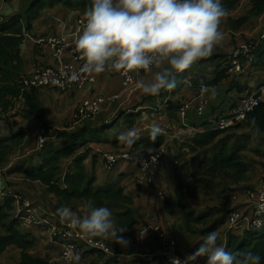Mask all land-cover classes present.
Wrapping results in <instances>:
<instances>
[{
    "label": "trees",
    "instance_id": "trees-1",
    "mask_svg": "<svg viewBox=\"0 0 264 264\" xmlns=\"http://www.w3.org/2000/svg\"><path fill=\"white\" fill-rule=\"evenodd\" d=\"M241 1L222 0L224 8L227 10V15L224 19L231 30H239L264 15V0H247L248 8L244 15L233 18L230 15L239 8ZM90 5L91 0H18L15 14H12L7 19L0 17V111L2 113L8 112L14 106L16 107V103L19 99H22L19 111L16 112L14 117H19L26 121L36 120L45 132L50 130L39 99V93L43 89L24 91L17 83V79L21 77L22 68V60L18 48L24 39L25 31H29L32 22L41 17L44 12L60 7L74 12L78 11V15H83ZM241 44H252L254 47L252 63L246 64L242 60V65L264 70V37L259 40L258 44L242 42L235 46L228 55L219 47H215L210 57L202 58L194 62L190 66L191 68L189 67L182 73L174 74L173 78L177 81L175 89L161 90L158 96H148L144 99V102H153L156 98L164 100L174 95L181 90L183 81L188 75H191L189 81L195 87L199 84L205 87L216 86L228 80L230 78L228 57ZM188 71L191 73L187 75ZM145 73L143 71L140 72L142 75ZM115 75L117 74L115 73ZM136 79L138 80L137 77ZM229 84L231 86L230 89H237L238 94L247 91V85L242 86L234 80ZM262 86H264V82L254 90V97L259 100L258 105L240 124L223 131L207 130L204 133H198L195 136L188 137V140L184 143H180L176 139L180 144L178 151L185 150V152H177V155L172 160L174 197L170 200L164 196L163 205L169 216L173 213L178 215L179 225L176 232L186 233L190 240L197 239L195 247H199L208 233L223 227L232 211L238 210L233 203V198L226 201L228 196L225 194L233 191H235V194L240 190L252 189L249 185L242 186L247 182V174L249 172V166L243 160L241 153L243 149L245 150V145L236 146L233 144L229 146L228 137L222 136L225 132L238 130L243 125L248 126L253 132L264 134V99L260 100V88ZM45 89L56 90L55 88ZM252 95V92H250L243 98ZM241 99L238 98L236 102L231 104L228 114L237 106ZM156 102L157 99L155 104ZM166 105L168 112L173 111L177 114L181 104L173 105L166 101ZM203 116H201L203 120L198 123L193 122L192 126L207 127L208 122ZM138 117H140L138 112L129 115L128 126H132ZM111 125L109 124L106 127L109 128ZM88 129V126L75 130H71L68 127L63 131L55 132L54 134L57 133L56 140L35 152L40 162H37V164H32L31 162L29 166H26L24 162L18 163L10 168V173L21 175L30 182H38L47 191L55 194L59 202L51 206L54 209L56 207L55 210L52 209L53 211L64 206L71 208L75 213L78 207H82L87 213L88 205L110 208L116 227L125 229L121 235L128 241L133 240L132 229L135 227L139 216L132 199L126 194L122 186H108L104 189L96 188V176L86 172L83 160L88 152L82 155L79 151L86 142L96 140L94 137L87 136ZM104 130V128H101V132H104ZM24 136L25 132L20 130L8 138L0 139V167L4 166L8 156L14 154L21 146ZM232 136L233 134H231ZM164 143V138L159 135L155 142H152L150 137H148L135 144L134 147L155 150L164 145ZM68 160L69 164L65 165L64 168V163ZM119 165H122V163L120 162ZM116 168L117 166L111 172ZM63 171L66 173L61 180ZM236 184H239V186H233ZM136 187L139 188L138 185ZM201 198L208 202L209 199H213L218 201V204L223 203L225 206H207L205 211H201L196 207ZM33 203L40 205L36 202ZM12 205L13 201L11 199L0 204V255L7 248L16 247L21 252L19 264H47L45 259H40L32 254L36 239L32 235L23 234L18 230L19 223L12 218ZM172 233L175 235L173 229ZM225 234V244L223 246L227 250L241 253L249 251L257 253L262 258L261 264H264V228L260 231H244L242 234ZM153 241H156V238L148 235L143 243L140 244L138 240L137 243L143 245ZM110 247L111 249L119 250L121 246L114 243L112 239ZM178 253L182 255L179 246ZM88 254L102 256L101 253L96 251L84 253V255ZM158 259L161 260L160 258ZM107 261L112 262L113 260L108 258Z\"/></svg>",
    "mask_w": 264,
    "mask_h": 264
},
{
    "label": "crops",
    "instance_id": "crops-1",
    "mask_svg": "<svg viewBox=\"0 0 264 264\" xmlns=\"http://www.w3.org/2000/svg\"><path fill=\"white\" fill-rule=\"evenodd\" d=\"M15 1V0H14ZM4 0H0V3H3ZM18 7V0L15 5V10ZM16 13V11H13L11 14ZM78 11H70L67 9H63L60 7H57L56 9L49 10L48 12H44L43 15L35 22L33 21L31 24V28L29 31H25L24 33V39L21 43V45L18 48L20 58L22 60V68H21V76H29L33 73V71L40 67H48L54 65V59L52 57V54L50 50L46 47H38L35 44L31 42L30 38H37L42 36H58V35H64V34H72L73 32H78V29L76 27V19L84 17L82 15H78ZM84 15V14H83ZM85 19V18H82ZM35 22V23H34ZM34 23V24H33ZM33 25V26H32ZM80 32L76 35H78ZM76 37V38H77ZM222 42V41H221ZM220 42V43H221ZM218 47V45L216 46ZM231 53V52H230ZM65 59H67V54H65ZM229 58V57H228ZM163 66H161L162 68ZM161 68L153 67V73L154 70L157 69V71L161 70ZM250 67L247 65H244L242 68V72L240 74H230L231 76H241L246 73V70H248ZM255 70V76L251 77V74L249 77L241 78H235L234 81L240 85H247V91L238 94L237 92L234 93L230 89V81L229 79L222 82L221 84H218L216 86H209L207 87L205 97L207 99H219L221 95L228 93L227 98H229L226 101V106H213L211 105V108L208 112L205 113L203 116L206 119V122H208L207 127L199 128L198 126L194 127L192 126V123H198L201 120H203L201 117H198L195 113L193 114V111L189 112L187 120L185 123H182L179 116L178 111L177 114L173 111L168 112L167 111V105L166 101L170 102L173 105L182 104L185 102H190L193 98H195L201 91L196 89L195 86L191 85L192 83L189 81L191 75H188L186 80L183 81L182 89L175 93L174 95L169 96L168 98L161 100L157 99V102L155 104V100L153 102L147 101L144 102V99H146L150 95L144 94L142 91H136L129 93L127 89L125 88V85L120 77L115 75V73L108 69L104 73L96 74V82L92 86L86 87L85 89L81 91H66L61 92L53 89H45V93L41 94L42 91L39 93V99L42 103L43 109H44V115L45 120L48 123L49 127H52L54 124L61 126L55 128L62 129L65 123H68L69 121L73 122L75 118L76 109L80 105L83 99L91 98L94 96H105V97H112L116 96V101L113 103L106 104L104 106V109L102 111L101 117L99 118V125L96 122V125L93 126L95 123L91 124V128L88 129V133L91 137H94L97 142H101L102 146L104 147V150L108 153L109 151H115L113 149L119 148L120 146H123L124 143H121V140L118 139L121 133H124L128 130H135L138 135V139L136 143H139L142 140L147 139L150 137V129L153 125H158L161 127L162 134L161 136L164 138L167 149V159L169 162V165L172 170V160L177 155L178 147L180 144L177 142L176 139H172V134L177 132L182 133H188V132H194V136L196 134L204 133L207 130H210L212 125L211 121L215 120L216 118L225 116L229 112V108L232 103L236 102L238 98H243L246 96L247 93L252 92L253 95H255V88L259 85H262L264 82H259L258 75L262 70L261 69H252ZM250 70V72L252 71ZM137 78L139 80L149 81L152 78V74L145 73V74H138ZM222 88V90H221ZM217 90L219 91V96L217 94ZM261 97L260 100L264 99V86L260 88ZM204 94V93H203ZM252 95V96H253ZM55 97V98H54ZM44 98H50V100H45ZM208 101V102H209ZM22 99H19L17 104H21ZM155 104V105H154ZM15 107V106H14ZM13 107V108H14ZM116 107H119V110L117 113H114ZM12 108V109H13ZM17 108V107H16ZM19 109V107H18ZM136 112L140 113V117L135 119L133 126H128V119L129 115L136 114ZM196 117V118H195ZM198 117V118H197ZM30 121H35L36 123H31ZM112 124L109 126L110 128H107L106 126ZM40 124L36 120H29L26 121L22 118H13V116H7L6 117H0V139H5L10 137V135H14L20 130L25 132V135H33L35 136L39 130ZM101 128H104V132H101ZM61 131V130H58ZM101 133H109L110 138L101 139L100 134ZM188 139L184 140L186 142ZM135 143V144H136ZM123 147H126L124 145ZM87 158V156H86ZM85 158L83 164L87 171L88 167L91 168L92 171L95 170L94 174L96 175V183L95 187L100 188L103 186V184H106V182H109L111 180H115V176H119L121 180H123V177L127 176L129 173H134L135 177L138 173V169L134 164H122L121 166L117 167L113 170V172L106 170L104 167L102 159L100 160L98 158V163L94 161L95 158H91V160H87ZM87 160V161H86ZM8 162L5 167L2 169V173L5 174L7 180H10L11 185L15 184L16 187H13L10 185L9 187V195L10 197H24L31 202H38L40 205L45 207L46 209H53L51 206L56 205L57 197L55 194L47 191V189L38 182H30L23 178L20 175H16L15 173H10V168L12 165H10L8 159ZM25 164V163H24ZM37 164V163H35ZM95 164V167H94ZM29 166V164H28ZM65 171L63 173L62 178L65 176ZM169 172V166L164 162V167L158 171L155 175L154 185L147 186V187H139L137 188L134 182H132L127 189V186L125 184H122V187L124 188L126 194L132 199L134 207L137 209V213L140 215L136 221L135 227L132 229L134 235V242L137 243L136 234L139 231V229L142 226V224L146 225H161L163 224L164 220L166 219H172L175 213L169 216L167 210L164 208L163 201L160 200L157 196V191H160L164 194L165 197L169 198V194L172 192L173 188L170 189L168 180H165L169 175H167ZM100 177H104L103 180L100 179ZM98 179V180H97ZM123 182V181H122ZM248 182V181H247ZM245 183L242 186L249 185L250 188H253L254 186H250V184ZM64 188V187H63ZM43 192L44 195L47 196L48 202H52L55 204H50V206H45L43 199L41 198V194L39 195L38 192ZM247 190H240L237 193H235V197L233 198V203L236 205L238 210L241 213H244L245 215L251 214V206H252V200L250 197L246 194ZM43 195V196H44ZM15 202L13 203V210ZM57 211V210H56ZM82 211V207H78L76 214H79V212ZM85 212V210L83 209ZM58 213V212H56ZM86 213V212H85ZM13 214V213H12ZM82 217L84 216L81 214ZM19 225L22 227V230H20L23 234H30L36 239V246H39V249L41 251V255L38 257L40 259H44L46 254H49V258H45L48 261L51 259L53 262L51 264H64L60 260V253H61V245L56 242V238L51 237V228L54 229L56 226L53 222H51L47 226H26L21 223ZM174 225V224H173ZM175 226V225H174ZM225 225L215 232L220 234V238H218L217 242L221 245L225 244V231H224ZM135 231V232H134ZM244 231L241 232H234L232 234H242ZM174 235V234H173ZM175 238L178 241V246L180 255L183 259L191 254L195 250V243L197 242L196 239H192V242L189 240V237L186 233H175ZM43 237L44 239H42ZM152 237V236H151ZM112 240V238H109ZM130 242V241H129ZM156 241H153L151 243H145L143 245H140L137 243V245L140 248V254L148 255L150 259L143 260L141 264H165L158 258H156L153 253L156 250ZM157 243V242H156ZM129 244V243H128ZM133 247V245H131ZM124 249H129L128 245L126 247H122ZM20 250L16 247H10V264H19L20 261ZM152 254V255H151ZM111 258L113 261L118 260L114 258L113 256H107L102 254V256H98L97 254H88L85 255L82 259L81 264H110L112 262H108L107 259ZM4 256L3 253L0 255V264H5L4 262ZM126 262L125 259L121 262ZM196 264H206V257H201L198 259Z\"/></svg>",
    "mask_w": 264,
    "mask_h": 264
},
{
    "label": "clouds",
    "instance_id": "clouds-1",
    "mask_svg": "<svg viewBox=\"0 0 264 264\" xmlns=\"http://www.w3.org/2000/svg\"><path fill=\"white\" fill-rule=\"evenodd\" d=\"M226 15L222 0H91L75 46L85 61L83 68L89 73L142 70L152 74V78L138 80L137 89L158 96L161 90L176 88L174 74L213 54L224 38L220 24ZM153 67L161 70L153 73ZM162 131L153 125L149 133L151 141L155 142ZM138 138L131 129L118 137L128 147ZM87 209L83 217L67 206L57 212L62 223L77 229L84 238L110 237L121 247L128 245L129 241L121 235L125 229L116 227L110 208L88 205ZM217 240V232L208 233L191 254L183 260L172 258L171 264H196L201 257H206V264H261L259 254L229 251ZM64 256L68 264H80L82 258L71 248Z\"/></svg>",
    "mask_w": 264,
    "mask_h": 264
},
{
    "label": "built area",
    "instance_id": "built-area-1",
    "mask_svg": "<svg viewBox=\"0 0 264 264\" xmlns=\"http://www.w3.org/2000/svg\"><path fill=\"white\" fill-rule=\"evenodd\" d=\"M85 22L86 19H76L77 33L58 35L57 37L42 36L30 38L31 42L36 46L48 48L55 63L53 66L44 69H42L43 67L37 68L29 76L18 78L17 83L22 90L55 88L61 92L81 91L95 84L96 74L89 73L83 68L85 61L75 46L76 35L82 31ZM253 50L252 44H241L235 49L228 59V73L240 74L243 68L242 60L246 64H251L253 61ZM65 54H67V59L64 57ZM113 71L122 79L128 92H134L137 89L136 77L140 72ZM203 95V91H201L190 102L180 105L178 116L182 123L186 122L189 112L193 110H195L198 117L205 114L208 100L205 97L202 98ZM115 99L116 96L105 97L100 95L83 99L76 109L74 125H79L87 118L96 117L102 112L106 104L112 103ZM258 102L259 100L254 95L242 98L229 114L211 121L212 127L210 130L223 131L240 124L254 110ZM191 136H194L192 131L188 133L177 132L172 134V139H178L180 143H184V140ZM46 141L47 139L44 137L38 138L40 146H43ZM166 152L167 149L164 145L154 151L149 150L143 154H103L102 160L104 167L108 171H111L120 162L134 164L138 169L134 179L135 184L139 187H147L154 185L156 173L164 167ZM246 194L252 200L251 214L245 215L239 210L232 211L225 223V233L259 231L264 228V181L258 182L257 187L253 191H247ZM157 196L163 201L164 194L162 192L157 191ZM8 199H11L13 203L15 202V219L18 223L29 227L47 226L51 222L55 224L54 226L56 227L54 229L51 228V237L53 240L56 238V242L61 245L60 260L64 264H68L64 252L69 248L78 251L81 257L88 251H96L114 258L118 257L113 254L103 240L82 237L77 229L70 228L65 223H62L58 214H52L43 206L35 204L26 198L10 197L9 189L5 188V184L0 178V204H3ZM172 228L173 226L167 220H164L161 225L142 226L136 234V239L141 244L146 239V236H154L157 243H163L162 247L156 249L154 256L160 258L165 264H171L172 258L183 260L178 253V245L172 233Z\"/></svg>",
    "mask_w": 264,
    "mask_h": 264
},
{
    "label": "rangeland",
    "instance_id": "rangeland-1",
    "mask_svg": "<svg viewBox=\"0 0 264 264\" xmlns=\"http://www.w3.org/2000/svg\"><path fill=\"white\" fill-rule=\"evenodd\" d=\"M16 3H17V0H15V1L14 0H4L3 3H0V17H4V18L7 19L8 17H10L12 15L11 13L13 11H17V10H15ZM247 8H248L247 0H242L240 5H239V8L234 13H232L230 16H232L233 18L242 17L244 15V13L246 12ZM82 16H84V15H82ZM39 18L40 17H38L34 21L36 22ZM81 18H85V16L81 17ZM220 30L223 32L224 38H223L222 42L218 44V47H219V49L223 50L226 55H228L235 48V46H237L238 44H240L242 42H253L254 44H258L259 40L264 37V15L261 18H259V19L255 20L254 22L250 23L249 25L240 28L239 30H231L227 26L226 20L224 18H222V21H221V24H220ZM45 37H57V36H45ZM48 67H50V66H48ZM44 68H47V67H43L42 69H44ZM252 69L253 68H249L248 70H246V73L244 75L231 76V78H229V81L231 82L235 78H241L242 76H243V78L244 77H249L250 74H251V77H254L256 71L252 70ZM190 70H192V69H190ZM250 70H252V71L250 72ZM156 71H157V69L154 70V72H156ZM189 73H191V72L188 71L187 75ZM257 75H258L257 78H258L259 82L262 83L264 81V70H262ZM186 78L184 80H186ZM138 80H136V81H138ZM195 88L200 90V91H203L204 95H203L202 98H204L205 94H206L207 87H205L202 84H199ZM221 90H222V88H221ZM41 91H42L41 94H43V92L45 93L44 89L41 90ZM136 91H141V90L136 89L134 92H136ZM232 91L234 93H236L237 89H233ZM252 91H254V90L252 89ZM129 93H131V92H129ZM217 94L219 96V91L218 90H217ZM226 95H228V93L221 95L220 98L216 99V100L210 99V101H209V99H208L209 103H208V106L206 108L205 113L209 111V109L211 108V105L216 106V107L222 106V105L226 106L227 105L226 101L229 99V98H227ZM262 96H264V94ZM45 100H50V98H46V99L44 98V101ZM115 101H116V99L113 101V103ZM17 103H16V107L17 108L14 107L13 109L9 110L6 113H2L0 111V117H2V118L6 117L7 118V116H11V117L13 116V118H18V117H14L16 112L19 111L18 107L21 106V104H17ZM118 110H119V107H116L113 112L117 113ZM101 114H102V112L99 115H97L96 117L87 118V120L83 121L82 123H79V125H74V120H73V122L69 121L68 123H65L66 125H64L62 129H60V128L53 129L54 126L61 127V126H58V125L54 124L52 127H50V130L48 132H45L44 129H40L39 128V130H38V132H37V134L35 136H33L32 134L31 135H25L23 143L21 144V146L16 150V152L14 154L8 156V161H9L10 165L13 166V165H16L18 163L24 162L26 164V166H28V164H31V162H32V164L40 162V159H38L36 157L35 152H37V150L43 149L46 145L54 142L56 140V135H57V133L54 134L55 132H58V130H62L63 131V130H65L68 127L71 130H75V129L85 128L86 126H88L89 129H90L91 128V124H93V123H95L93 126L96 125V122L99 125V121H100L99 118L101 117ZM193 114L195 115V110H193ZM30 122L31 123H36L35 121H30ZM68 131H70V130H68ZM231 134H233L232 137H231ZM87 136H90V135L87 134ZM39 137H44V138L47 139L46 143L43 146H40L38 144V138ZM222 137H228V145L229 146L233 145V144H235L236 146H242L243 144L245 145V150L243 149L241 153H242V156H243V160L249 166V172L247 174V181H248L247 183L250 184V186H252V185L254 186L252 189H249V191H251V190L253 191V189H255L257 187L258 182L264 181V134L256 133L255 131L253 132V130L249 129L248 126L243 125L238 130H230V131L225 132V134ZM100 138L101 139L110 138V134L109 133H101L100 134ZM121 143H124V142L121 141ZM124 145H126V144L124 143ZM123 146H120L119 148L113 149L115 151H112V152L109 151L107 153L104 150V147L102 146V143L101 142H97V140H94L93 142H86L84 144V146L80 149L79 152L82 153V155H84V154H86L88 152L86 159L87 160H89V159L91 160V158L92 159L95 158V160H97V161H94L95 164H96V162L98 163V158L100 160L102 159V155L103 154H122V153L143 154V153H147L150 150V149L146 150V149H143V148H135L134 147L135 144H133L131 147H128L127 145H126V147H123ZM162 146H164V145H162ZM134 149H139V150H134ZM150 151H154V150H150ZM178 152H185V150L184 151L179 150ZM164 162L169 166V172H170V173H167V175H169V177H167L165 180H168L169 187H170V189H172L173 188V182H174L173 181V174H172V170H171V167L169 165V162H168L166 154L164 156ZM7 163L8 162H6L5 165ZM67 164H69V160L65 161L64 168H65V165H67ZM95 164H94V167H95ZM122 164H125V163H122ZM5 165L0 167V178L4 182L5 188L9 189V187L11 185L10 180L8 181L6 176H5V174L2 173V169L5 167ZM127 165H130V164H127ZM119 166H121V165H119ZM119 166L117 165V167H119ZM87 171H89L90 174H94V172H95V170L92 171V166H91V168L88 167ZM63 173H64V171H63ZM63 173H62V176H63ZM103 178L104 177H100L101 180H103ZM134 179H135V174L134 173H129L127 176L123 177V180H121L119 176H115V180L113 179V180H111L109 182H106V184H103V186H101L100 188L104 189V188H106L108 186H114V187H119L120 186L121 187L122 184H125L127 186V189H128V186L132 182H134ZM231 185H232V183H231ZM11 186L16 187L17 185L12 184ZM233 186L238 187L239 184H236V185H233ZM234 192L235 191L225 194L226 196H228L226 201L235 197ZM43 193H44V191L43 192L42 191L38 192L39 195L41 194L40 196L43 199V202H44L45 206H50V204H55V203H52V202L49 203L48 202V198H47L48 194H47V196H45ZM173 197H174V189L169 194V199L172 200ZM21 198H24V197H21ZM58 202H59V199L57 198L56 204ZM36 203H38V202H36ZM215 205H219L220 207H224L225 206L223 203L222 204H220V203L218 204V201H216V200L209 199V202H208L205 199L201 198L199 200V203L196 205V207H197L198 210L205 211L207 206H211L212 207V206H215ZM15 206L16 205H14V207ZM47 210H48V212H50L52 214H58V213H56L57 211H53L52 209H50V210L47 209ZM12 213H13L12 214V218L15 219V216H16L15 215V211L13 210ZM81 214H83V215L87 214V213H85L83 211V208H82V211L79 212V214H77V215L82 217ZM138 216H140V215L138 214ZM137 219H138V217H137ZM166 220L169 221L172 226H173V223H174L175 226H173L172 229L176 233L177 227L179 225V218H178L177 213H175V215L173 216V220L172 219H166ZM210 221H208V222H210ZM146 224L144 223L142 225L148 226ZM225 229H226V227L224 228V231H225ZM18 230L19 231L22 230V227L19 224H18ZM41 238L44 239L43 237H41ZM109 238L108 239L92 238V239L103 240L108 245V247L111 249L110 243H112V240L109 239ZM218 238H220V234L218 235ZM190 241L192 242V240H190ZM131 245H133V247H131ZM177 245H178V243H177ZM157 246H158L157 248H160V247L163 246V243H157ZM128 248L129 249H124L122 247H119V250L111 249L113 254H116L118 256L116 258L118 260L117 261L114 260L110 264H122L121 262L124 259L127 262H129L128 264H141L143 260L150 259V257H148V255H145V253L144 254H140L139 253L140 252V248L137 245V243L134 242V240H130V242L128 244ZM154 253H153V255H154ZM32 254L35 257H39L42 254L38 245L37 246L35 245L34 249L32 250ZM3 256L5 258L3 263L10 264V247L7 248L3 252ZM83 256H85V255H83ZM83 256L81 258V261L84 258ZM45 258H49V254L48 253L46 254ZM45 260L47 261V264H51L53 262V260H55V259H51L49 261L47 259H45ZM81 263L82 262H80V264ZM54 264H55V262H54ZM123 264H126V262H123Z\"/></svg>",
    "mask_w": 264,
    "mask_h": 264
}]
</instances>
